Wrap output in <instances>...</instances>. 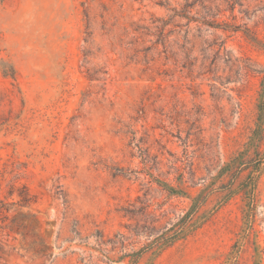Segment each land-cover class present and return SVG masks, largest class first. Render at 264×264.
Listing matches in <instances>:
<instances>
[{
	"label": "rangeland",
	"instance_id": "374dc122",
	"mask_svg": "<svg viewBox=\"0 0 264 264\" xmlns=\"http://www.w3.org/2000/svg\"><path fill=\"white\" fill-rule=\"evenodd\" d=\"M14 176L0 264H264V0H0Z\"/></svg>",
	"mask_w": 264,
	"mask_h": 264
},
{
	"label": "trees",
	"instance_id": "16d2710c",
	"mask_svg": "<svg viewBox=\"0 0 264 264\" xmlns=\"http://www.w3.org/2000/svg\"><path fill=\"white\" fill-rule=\"evenodd\" d=\"M5 76H8L6 73ZM13 80H14V74L11 73L9 75ZM3 180V179H2ZM19 180L18 176H14L10 180L9 184V196H12L14 194V191L17 192L18 197H19V202H12V203H6L4 200L0 198V221L4 223L8 219V214L10 212L9 207H13L14 205H17L19 207H28L31 202H32V196L29 194V191L25 185H21L20 187L15 188V184ZM14 219L12 220V222ZM158 221H152L150 224L147 226L146 229V236H154V240L156 242H159L160 245H166L169 246L172 243L176 241V237L178 236V231L175 226H171L168 229L162 226H157ZM24 229V228H23ZM11 231V230H10ZM162 242V243H161Z\"/></svg>",
	"mask_w": 264,
	"mask_h": 264
}]
</instances>
